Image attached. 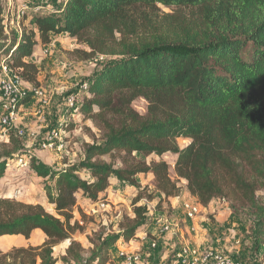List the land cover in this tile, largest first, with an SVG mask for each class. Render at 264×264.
Returning a JSON list of instances; mask_svg holds the SVG:
<instances>
[{
    "label": "trees",
    "instance_id": "16d2710c",
    "mask_svg": "<svg viewBox=\"0 0 264 264\" xmlns=\"http://www.w3.org/2000/svg\"><path fill=\"white\" fill-rule=\"evenodd\" d=\"M24 3L21 18L8 25L0 0V64L27 88H40L31 57L52 35L74 38L82 47L74 52L78 60L101 62L86 87L61 102L67 117L65 97L78 95L77 114L89 139L81 158L54 167L27 155L53 213L0 194V237L28 239L35 229L44 235L39 245L0 251V264H110L111 248L149 224V208L139 201L144 195L152 201L156 192L161 203L187 193L201 207L218 200L234 216L247 212L254 245L264 248V205L256 195L264 186V0ZM157 5L174 12L155 19ZM137 99L146 102L143 113L133 107ZM15 130L0 141V179L8 163L26 155ZM140 174L152 176L150 191L136 181ZM112 180L137 190L131 212L113 226L95 223L84 244L74 238L88 224L78 199L88 205L102 199ZM65 241L64 253L55 256Z\"/></svg>",
    "mask_w": 264,
    "mask_h": 264
},
{
    "label": "rangeland",
    "instance_id": "374dc122",
    "mask_svg": "<svg viewBox=\"0 0 264 264\" xmlns=\"http://www.w3.org/2000/svg\"><path fill=\"white\" fill-rule=\"evenodd\" d=\"M26 1L30 0H3L4 13L8 25L12 22L16 23L17 20L21 18L22 15L19 13L22 8L21 3ZM27 4L29 3L27 2ZM157 9L154 15H150L151 17H155V19H160L163 14L174 12L171 8L161 5H157ZM28 15H30V13L26 14V16ZM115 36L118 37L119 35L115 34ZM79 48L82 47L76 43L75 39L66 34L52 35L49 44L37 47L31 60L35 62L39 68L38 79L40 82V90L45 96L46 103L32 96L29 100L19 105L18 120L12 127L13 129L34 131L39 136L53 127H58L60 130H63L66 137L63 138L62 148L59 150L46 151L39 146L37 139H35V141L29 138L22 139L26 155H33L39 160L54 167H60L64 162L78 161L82 144L85 140H89L87 135L84 134V123L77 113L67 116L74 124L75 129L72 130L70 134L65 131L63 127L66 123H64V119L61 118L65 110L62 109L63 111L61 112L60 109L63 96L66 93L77 90L81 84L85 83V78L99 62H101V60L98 59L78 60L76 57L77 54L74 52ZM100 58L105 60L108 57L103 55ZM145 105L146 102L143 99H137L133 102V107L140 113L145 111ZM57 117L58 119H56ZM57 120H59L60 125ZM178 142L180 144L184 143L181 139H179ZM166 159L171 162L172 157H166ZM135 178L140 186L147 188V191L152 189L151 175L140 174ZM43 182V179L37 177L30 170L28 165L25 167L9 165L6 167L0 179V194L23 202L41 204L48 211L53 213V209L49 205L45 192L42 189ZM137 194V190L127 184L112 183L109 188V194L103 197V199L107 201V208L95 214H93L92 211L88 212L89 205H83L80 201L79 205L82 206L81 208L79 207V210L84 211L83 213L86 216L85 220L88 221V224L86 225L84 233H76L74 238L85 244V234L91 231L92 228H95V223L105 220L106 225L113 226L117 221L118 215L130 214L132 200ZM145 194H147V192H145ZM256 195L259 201L264 205V186L257 191ZM145 196L146 195H144V198H142L139 203L147 204L151 212L149 216L151 218L150 220L154 221L155 210L163 206L159 199L160 195L157 192L154 193L152 201H147ZM182 199L195 201V199L191 198L187 193L183 195ZM212 208L214 213L208 214L216 215V213L219 212V214L225 213L230 215V210L227 206L218 200L213 202ZM164 210H169L168 206L165 205ZM199 214H201V211ZM240 214L239 217L233 216V221L229 220L224 223L217 238L219 248L213 247V249L228 254L232 253L233 256L242 260L244 264H264V248L255 247L253 238L254 232L249 230V226H251L250 217L245 211H242ZM167 216L166 214V217ZM166 219L171 225L168 232H173L174 223L168 217ZM91 220H95L96 222H90ZM212 224L216 227L218 226L217 222ZM187 228L186 234L189 236V239H191V235H196L199 232V230L190 229L189 225ZM113 229L116 230L117 228L113 227ZM10 240L13 242L14 239L10 237L0 238V251L6 252L9 250L8 241ZM66 243L67 241L54 248L55 256L58 257L64 253ZM142 247L143 246L137 242L132 249L133 252L140 255V263L172 264L175 254L179 251L181 246L179 241H177L173 249L164 251L160 249L157 239H153L147 242L144 249H142ZM206 248L208 247L199 249L205 250ZM113 253L112 255L110 254V264H123V259L120 255L116 252ZM57 264H61V262Z\"/></svg>",
    "mask_w": 264,
    "mask_h": 264
},
{
    "label": "built area",
    "instance_id": "2783aa9c",
    "mask_svg": "<svg viewBox=\"0 0 264 264\" xmlns=\"http://www.w3.org/2000/svg\"><path fill=\"white\" fill-rule=\"evenodd\" d=\"M20 14L22 15L25 10V5H21ZM86 84L80 85L81 89H84ZM32 94L33 97H37L46 103L45 96L40 88H27L20 76L14 72L7 64H0V94L2 103L0 105V141L5 140L12 131V127L18 120V104L28 94ZM77 94H70L65 97L64 104L70 111V114L78 113V99ZM17 136L23 138H29L31 140L37 139L39 146L46 151H54L62 148L63 138L65 137L64 131L58 127L49 129L42 136L37 135L36 132L17 129L15 130ZM29 163V156L21 155L14 162L7 164L18 167H25ZM182 209L187 218L192 219L197 216L201 211V205L196 201L184 199L181 202ZM107 208V201L105 199H99L94 203L89 204L88 212L93 214L98 211L105 210ZM87 212V213H88ZM119 216V215H118ZM170 223L166 219L161 226V233H167L170 229ZM237 242V241H236ZM153 246V244H152ZM120 257L123 259V264H135L140 260V255L135 252H119ZM173 264H244L242 260L221 251H216L213 248H206L200 250L192 248L188 245H182L179 251L175 254V260Z\"/></svg>",
    "mask_w": 264,
    "mask_h": 264
},
{
    "label": "crops",
    "instance_id": "0c3cea01",
    "mask_svg": "<svg viewBox=\"0 0 264 264\" xmlns=\"http://www.w3.org/2000/svg\"><path fill=\"white\" fill-rule=\"evenodd\" d=\"M39 46L41 45H38L37 47ZM61 118L64 119V123L71 122L69 120L70 119L69 117H66V116L64 117V115H62ZM57 121L59 124V120ZM74 129L75 127L71 130L65 129V131L68 134H70V132ZM79 156L80 157L78 158V160L81 158V152ZM115 182H116L115 180H112V183H115ZM110 187L111 185L109 186V188ZM109 188L104 193H101L100 197L108 195ZM182 198L181 199L169 198L166 201H163L162 202L163 206L160 208H157L154 212V219H153L154 221H151L150 220L151 218L149 217V224L146 225L145 229H143L142 231H139L134 236V238L128 242L116 243L115 246L111 248L110 254L112 255L113 252L114 253L116 252L119 255L120 251L133 252L132 249L134 248L137 242H139L143 246L142 249H144L147 245V242L153 239L155 240L157 239L160 249L164 251L173 249L174 244L177 241H179L180 246L185 244V245H188L196 249L205 248V247L219 248L217 238H218L219 232L222 230L221 227L224 225V223L228 222L229 220L233 221L234 215H232L231 212H230V215L225 214V213L219 214V212H217L216 215L208 214V213H214V210L212 208L213 202H214L213 201L207 207H202V210H201V214L203 213L202 215L199 214L195 216L194 218L189 219L186 217L183 209H181L182 208L181 202L183 200ZM80 201L82 202L83 205H86L89 203L86 200L78 199V204ZM180 204H181V207H180ZM165 205L168 206L169 210H164ZM81 206L82 205H79L80 208ZM150 213H149V216H150ZM166 214L168 215L167 217L174 223V231L167 232V233H161V226L167 218ZM215 222L218 223L217 227L212 224ZM188 225L190 229L199 230V232L196 235H193V236L191 235V239H189V236L186 234V231L188 230L187 228ZM4 237H10L14 239L13 242H11V240L8 241L9 249L12 247H17V246L39 245L44 240V235L39 229L33 230L28 239H26L22 235H4V236H1L0 238H4ZM66 246H67V243L65 247ZM231 255L233 254L231 253ZM135 264H145V263L144 262L140 263L138 261V263H135Z\"/></svg>",
    "mask_w": 264,
    "mask_h": 264
}]
</instances>
